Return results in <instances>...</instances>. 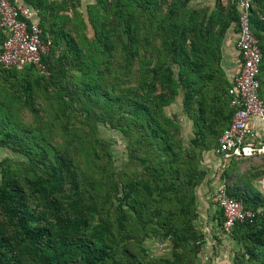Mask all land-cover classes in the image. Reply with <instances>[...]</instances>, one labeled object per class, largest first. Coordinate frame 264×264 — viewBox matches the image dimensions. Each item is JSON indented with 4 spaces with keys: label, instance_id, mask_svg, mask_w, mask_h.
<instances>
[{
    "label": "trees",
    "instance_id": "trees-1",
    "mask_svg": "<svg viewBox=\"0 0 264 264\" xmlns=\"http://www.w3.org/2000/svg\"><path fill=\"white\" fill-rule=\"evenodd\" d=\"M30 3L52 41L49 74L1 67L0 147L16 156L0 160V264H210L209 235L230 237L232 264H264V166L239 171L246 158L215 154L212 225L198 223L204 156L234 113L220 61L225 31L237 32L234 0L207 16L190 0H94L87 19L79 0ZM250 24L264 100V22L253 9ZM179 94L192 122L186 144L165 110ZM100 127L124 139L119 168ZM220 187L254 218L226 229ZM153 239L167 243L157 257Z\"/></svg>",
    "mask_w": 264,
    "mask_h": 264
},
{
    "label": "built area",
    "instance_id": "built-area-1",
    "mask_svg": "<svg viewBox=\"0 0 264 264\" xmlns=\"http://www.w3.org/2000/svg\"><path fill=\"white\" fill-rule=\"evenodd\" d=\"M234 5L237 14L235 48L240 57L239 71L228 88L234 113L230 125L219 136L214 152L223 160L264 158V142L252 124L253 120L264 122V100L259 95L262 53L250 24L252 0H234ZM36 13V9L21 0H0V30L5 33L0 65L5 68L32 65L48 76L43 56L50 51L52 41L43 37L41 27L34 21ZM215 203L224 211L226 229L234 220H252L255 216L252 210L244 209L241 202L229 198L223 187L218 189Z\"/></svg>",
    "mask_w": 264,
    "mask_h": 264
},
{
    "label": "rangeland",
    "instance_id": "rangeland-1",
    "mask_svg": "<svg viewBox=\"0 0 264 264\" xmlns=\"http://www.w3.org/2000/svg\"><path fill=\"white\" fill-rule=\"evenodd\" d=\"M85 9L87 7L86 3L84 5ZM77 7V11L78 8H80V0H79V4L76 6ZM82 8V7H81ZM82 10L84 13V18L87 19L86 17V10ZM86 34L88 36L92 35V29L91 27L88 25L86 28ZM21 72L26 71L25 70H19ZM181 94L177 95L171 102L170 105H168L165 110L167 112L168 115H174L177 117V120L179 122L180 125V129H181V136L183 139L184 144H186L188 142V138L191 135V131H192V122H191V118L188 116V114L186 113V109L185 107L182 105V101H181ZM99 133L100 136L105 139L106 141H108L110 143V151L112 154V158L114 161V164L116 165V167H121L122 165H124L125 162V150H124V139L121 138L116 132L114 131H110L107 128L104 127H100L99 129ZM209 154L212 153V150L210 152H208ZM16 156L15 154H13L11 151H9L8 149H4L0 147V160L5 157V156ZM207 155V154H206ZM216 158L213 154H211V158L209 163H203V166L208 170V171H215L214 170V164L216 161ZM244 162L241 163L240 165V169L239 171H243L244 169L254 165L255 167H259V166H264V158L263 157H248L246 159L243 160ZM236 176H232L231 179H235ZM263 180H264V176H262L258 181H259V189L261 191L264 192V184H263ZM205 180L203 182V184H205ZM208 185H199L196 188V194H197V203H198V211H199V218H198V223H200V225H203L204 228V213H206V208L213 207L214 204L211 200L210 197V190L207 189ZM216 232V231H215ZM221 235V234H220ZM211 236V237H210ZM219 236V235H218ZM213 238L212 235H209L206 241V246H207V251H206V255L209 257L210 264H232V260H233V249L236 247L235 244L232 242V240L230 239V237H224V236H220L219 238ZM214 241V242H211ZM207 242H210L209 244H207ZM163 243L167 244L166 242H160L157 239H153V240H147L146 241V246L148 247V251L149 253L154 256L157 257L159 255L162 254V252L164 251L165 246L163 245ZM205 264V263H204Z\"/></svg>",
    "mask_w": 264,
    "mask_h": 264
},
{
    "label": "crops",
    "instance_id": "crops-1",
    "mask_svg": "<svg viewBox=\"0 0 264 264\" xmlns=\"http://www.w3.org/2000/svg\"><path fill=\"white\" fill-rule=\"evenodd\" d=\"M24 4H26L27 6L34 8L37 10L36 16L34 17V21H36L37 23L39 22L40 19V15H39V10L38 8H35L31 3L30 0H21ZM47 1H58L60 2L61 0H47ZM94 0H80V8H78V10L82 13L85 8V3L86 5L88 3L93 2ZM233 2V0H190L189 6L191 8H195V9H202L203 11L206 12V16L207 14H209L211 11L213 10H219L220 12L225 13L227 10V7L229 6V4ZM252 9L253 12H255V15L257 16V18L260 21L264 22V0H252ZM82 7V8H81ZM75 10H77V7H75ZM86 10V9H85ZM72 10H70L71 12ZM62 12L59 11V13ZM68 11H64V14L71 16V13ZM252 12V10H251ZM82 15L84 16V13H82ZM39 25V23H38ZM40 26V25H39ZM261 33L264 34V30L261 31ZM5 37V33L0 30V48H1V43L3 41ZM235 32L233 31L232 28H228L225 31L224 37L222 39V43H221V65L224 69L225 75L227 77V79L231 82L233 77L237 74V72L239 71L240 68V57L239 54L235 48ZM1 65H0V91H5L7 90V85L4 83V85L2 84L4 82V79L2 78H6L5 73H3V69H1ZM5 68V67H4ZM20 69V68H19ZM36 69V68H35ZM11 79V77H8ZM252 124L254 126V128L256 129V131L258 132V134H260L262 141L264 142V122H260L258 120H253ZM211 154H213L216 158L215 164H214V172L213 171H208L207 170V175L205 177V184L208 185L207 189L209 190H214L215 187H217L219 181H218V174L216 172L217 167L219 165V158L217 155H215V153H210L204 156V161L203 163H209L210 158H211ZM202 183V185H205ZM263 184H264V180H263ZM216 207H212L210 208V206L208 208H206V213H204V227H208V225H212V223H210V218L213 216V212L212 210L215 209ZM209 221V222H208ZM213 228V226H212ZM210 242H207V244H209ZM207 246H204V253L206 254L207 251Z\"/></svg>",
    "mask_w": 264,
    "mask_h": 264
}]
</instances>
